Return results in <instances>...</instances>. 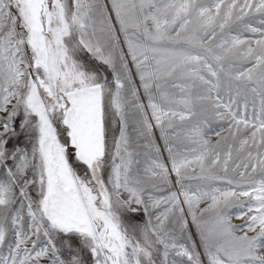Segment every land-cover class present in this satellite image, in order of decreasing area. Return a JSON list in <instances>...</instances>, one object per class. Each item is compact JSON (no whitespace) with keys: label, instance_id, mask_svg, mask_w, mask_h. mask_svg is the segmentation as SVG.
Returning a JSON list of instances; mask_svg holds the SVG:
<instances>
[{"label":"rangeland","instance_id":"374dc122","mask_svg":"<svg viewBox=\"0 0 264 264\" xmlns=\"http://www.w3.org/2000/svg\"><path fill=\"white\" fill-rule=\"evenodd\" d=\"M0 264H264V0H0Z\"/></svg>","mask_w":264,"mask_h":264}]
</instances>
